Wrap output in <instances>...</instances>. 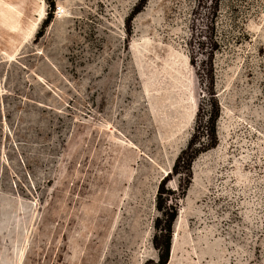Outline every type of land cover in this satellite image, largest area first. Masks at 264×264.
Returning <instances> with one entry per match:
<instances>
[{"label":"rangeland","instance_id":"374dc122","mask_svg":"<svg viewBox=\"0 0 264 264\" xmlns=\"http://www.w3.org/2000/svg\"><path fill=\"white\" fill-rule=\"evenodd\" d=\"M0 264H264V0H0Z\"/></svg>","mask_w":264,"mask_h":264},{"label":"trees","instance_id":"16d2710c","mask_svg":"<svg viewBox=\"0 0 264 264\" xmlns=\"http://www.w3.org/2000/svg\"><path fill=\"white\" fill-rule=\"evenodd\" d=\"M193 157H194V151H192V154H190L188 160H187L186 158H184L183 155H181V156L178 158L177 163L179 164V163L181 162V160L183 161V163H187V162H189V159L192 160ZM168 230H169V228H168ZM167 255H168V250H167V252H166V256H167Z\"/></svg>","mask_w":264,"mask_h":264},{"label":"bare ground","instance_id":"6f19581e","mask_svg":"<svg viewBox=\"0 0 264 264\" xmlns=\"http://www.w3.org/2000/svg\"><path fill=\"white\" fill-rule=\"evenodd\" d=\"M61 9H65V7L61 6ZM170 168H171V167H169V168H167V169L165 170V174H168V173H169V171L171 170Z\"/></svg>","mask_w":264,"mask_h":264},{"label":"water","instance_id":"95a60500","mask_svg":"<svg viewBox=\"0 0 264 264\" xmlns=\"http://www.w3.org/2000/svg\"><path fill=\"white\" fill-rule=\"evenodd\" d=\"M170 257H171V251H170Z\"/></svg>","mask_w":264,"mask_h":264}]
</instances>
